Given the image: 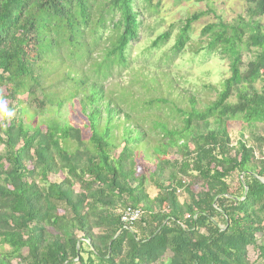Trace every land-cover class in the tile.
I'll return each mask as SVG.
<instances>
[{
    "label": "trees",
    "instance_id": "1",
    "mask_svg": "<svg viewBox=\"0 0 264 264\" xmlns=\"http://www.w3.org/2000/svg\"><path fill=\"white\" fill-rule=\"evenodd\" d=\"M135 1L0 0V88L8 92L0 98L15 112L11 120L0 117V245L9 249L0 253V264H251L249 247L264 264V158H254L255 151L264 157V134L256 133L264 132V26L259 22L264 0H243L246 20L217 19L201 30L205 46L200 51L226 55L229 77L204 108L197 109L190 98L187 111L177 110L178 131L153 122L158 140L148 176L136 173L134 149L144 132L130 125L127 114L122 146L113 154L120 144L112 133L119 110L105 101L103 82L69 69L61 81L71 82L74 92L44 93L42 74L48 65L59 64L63 56L90 59L100 30L112 34L98 50L99 60L91 63L97 77L107 80L113 65L125 63L140 27ZM201 16L185 20L174 55ZM169 37V32L160 34L151 47ZM243 53L250 55L246 63ZM37 91L42 93L40 113L81 95L83 127L44 119L36 123L37 112L28 116L18 98L25 96L28 104ZM159 104L167 102L145 105ZM231 121L249 131L235 145L227 131ZM234 174L237 183L231 187ZM56 175L62 179L51 181ZM147 184L157 190L152 199L145 193ZM125 208L141 212L131 226L120 221Z\"/></svg>",
    "mask_w": 264,
    "mask_h": 264
},
{
    "label": "rangeland",
    "instance_id": "2",
    "mask_svg": "<svg viewBox=\"0 0 264 264\" xmlns=\"http://www.w3.org/2000/svg\"><path fill=\"white\" fill-rule=\"evenodd\" d=\"M134 9L139 14L138 37L127 47L125 63L113 65L110 68V78L99 79L91 65L93 60L95 62L99 60L101 54L98 50L107 46L112 34L109 29L99 31L102 38L94 48L90 59L78 61L74 56L70 59L63 56L62 62L58 61L59 64L50 63L42 76L45 82L44 93L53 95L74 92L71 82L63 81L62 83L61 81V76L69 69L77 72L79 77L88 78V81L97 79L103 82L105 101L116 105L119 110V114H116L113 119V124L117 126L112 132L115 142H120L119 138L123 135L125 114L128 115V122L133 128L137 127L144 132L143 141L134 149V158L138 161L136 173L148 176L155 163L153 147L158 140V130H152L151 127L153 122H163L168 129L178 131L181 128V116L177 110L187 111L190 98L194 99L197 109L204 108L215 100L222 82L229 77V58L226 55L200 51V48L205 46V37L201 36V30L208 24L217 23V19L224 23H231L237 17L246 20V4L243 0H151L150 3L136 0ZM198 13H202V16L192 23L189 41L180 53L174 55L171 50L179 29L187 18ZM259 22L264 26V17ZM165 32L170 33L168 41L152 48L153 40ZM249 59L250 55L243 53V63L248 62ZM50 86L53 87L49 90ZM260 87L261 84L258 82L256 88ZM7 94V87L0 88V96L6 97ZM80 96L64 102L60 109L44 107V113L39 112L42 101V93L39 91L28 104H26L25 96L19 97L18 100L21 101L19 105L21 108L28 109V116L37 112L36 123L44 119L82 128L84 120L80 114ZM157 99L165 100L167 104L154 107L145 105L148 101ZM5 101L9 104L8 100ZM229 101L233 103L234 99ZM103 105L100 109V130L106 118ZM11 106L13 107L14 103ZM22 118L26 121V116ZM243 128L240 121L227 123L232 145L241 138L240 134L244 135V138L247 137L249 131ZM40 129L43 130V127ZM256 133L259 136L264 134L261 129H258ZM87 137L88 131L85 130L83 138ZM121 146L122 142L113 152L114 156L118 154ZM70 148L73 151L75 147L70 145ZM169 159L173 160L176 157L172 156ZM61 179L62 175L50 177L51 181ZM230 179L231 187H234L237 183L236 175H232ZM145 193L152 199L157 195V190L151 184H147ZM8 250V247L0 245V253ZM169 256L170 254L167 253L162 261L165 262ZM247 258L251 264H261L257 260L256 250L251 247L248 248Z\"/></svg>",
    "mask_w": 264,
    "mask_h": 264
},
{
    "label": "built area",
    "instance_id": "3",
    "mask_svg": "<svg viewBox=\"0 0 264 264\" xmlns=\"http://www.w3.org/2000/svg\"><path fill=\"white\" fill-rule=\"evenodd\" d=\"M254 158L263 159L264 157L260 152L255 151ZM140 217L141 212L138 209L125 208L120 212V221L127 226H131L136 223L140 219Z\"/></svg>",
    "mask_w": 264,
    "mask_h": 264
},
{
    "label": "clouds",
    "instance_id": "4",
    "mask_svg": "<svg viewBox=\"0 0 264 264\" xmlns=\"http://www.w3.org/2000/svg\"><path fill=\"white\" fill-rule=\"evenodd\" d=\"M14 115V110L9 108L7 102L3 98H0V117L11 120Z\"/></svg>",
    "mask_w": 264,
    "mask_h": 264
},
{
    "label": "crops",
    "instance_id": "5",
    "mask_svg": "<svg viewBox=\"0 0 264 264\" xmlns=\"http://www.w3.org/2000/svg\"><path fill=\"white\" fill-rule=\"evenodd\" d=\"M246 138V137H245Z\"/></svg>",
    "mask_w": 264,
    "mask_h": 264
}]
</instances>
